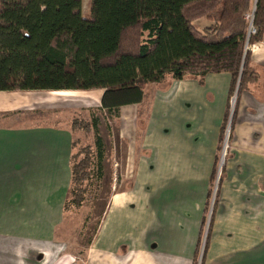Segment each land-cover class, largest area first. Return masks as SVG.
<instances>
[{"label": "crops", "instance_id": "obj_1", "mask_svg": "<svg viewBox=\"0 0 264 264\" xmlns=\"http://www.w3.org/2000/svg\"><path fill=\"white\" fill-rule=\"evenodd\" d=\"M249 49L253 76L231 107L229 72L148 83L132 188L111 197L86 264H264V35ZM180 84L198 93L177 100ZM64 91H0V113L56 109L42 93ZM73 149L72 129L58 120L0 124V264L72 261L56 232Z\"/></svg>", "mask_w": 264, "mask_h": 264}, {"label": "trees", "instance_id": "obj_2", "mask_svg": "<svg viewBox=\"0 0 264 264\" xmlns=\"http://www.w3.org/2000/svg\"><path fill=\"white\" fill-rule=\"evenodd\" d=\"M254 1L90 0L86 18L82 0H0V91L101 89L100 109L116 116L142 102L144 84L168 75L229 72L232 92L237 83L239 91L253 76L246 46L264 35V0ZM254 4L256 31L249 35ZM199 19L206 24L197 26ZM91 121L101 173L104 145L94 112ZM93 162L90 151L79 160L72 155L69 194L77 205Z\"/></svg>", "mask_w": 264, "mask_h": 264}, {"label": "rangeland", "instance_id": "obj_3", "mask_svg": "<svg viewBox=\"0 0 264 264\" xmlns=\"http://www.w3.org/2000/svg\"><path fill=\"white\" fill-rule=\"evenodd\" d=\"M82 13L84 17H90V0H82ZM201 22L205 23L206 20H198L197 26H202ZM150 89V84H144L146 95L150 94ZM171 89L172 87L164 93ZM64 92L61 95L52 92L42 93L43 97L51 100V102L47 101L48 105L56 106V109L49 110L44 108L43 104H38L37 108L33 110L14 109L10 112L0 113V124L43 121L48 123L58 120L61 124L69 126L74 133L73 153L75 159H81L88 151L93 155L94 162L90 167L91 173L84 183L87 189L84 199L81 204L77 205L72 200L73 193L70 192L64 219L58 225L56 232V240L64 243L65 251L73 253V258H76L75 264H84L86 248L95 234L111 197L114 193L131 187L135 170L134 162L141 150L149 104L147 99L146 101L143 99L145 103L142 101L138 104L122 106L119 115L116 116L105 109H100L101 89ZM161 92L163 93V91ZM195 93L198 92L190 85L180 84L172 90V94L177 100L182 99L183 95ZM27 94H31V92ZM57 101H60L65 107L57 106ZM182 103L179 102L174 110L181 108ZM92 112L100 119L99 133L104 145L101 173L96 167L97 146L95 131L91 127Z\"/></svg>", "mask_w": 264, "mask_h": 264}, {"label": "built area", "instance_id": "obj_4", "mask_svg": "<svg viewBox=\"0 0 264 264\" xmlns=\"http://www.w3.org/2000/svg\"><path fill=\"white\" fill-rule=\"evenodd\" d=\"M254 8H255V4H254L252 13H250V14L247 15V17L250 19L249 33H248L249 35L255 33V31H256V29L252 25V18H253ZM246 47L250 48L251 45H247ZM237 88H238V83H237L236 90H237ZM235 100H236V91H235L234 95L231 98V105L232 106L234 105ZM227 148H228V144H227V141H225L224 144H223V149H222L223 157L226 154ZM75 262H76V258H73L72 261L70 263H68V264H75ZM84 264H86L85 263V260H84Z\"/></svg>", "mask_w": 264, "mask_h": 264}, {"label": "water", "instance_id": "obj_5", "mask_svg": "<svg viewBox=\"0 0 264 264\" xmlns=\"http://www.w3.org/2000/svg\"><path fill=\"white\" fill-rule=\"evenodd\" d=\"M255 4H256V1H255Z\"/></svg>", "mask_w": 264, "mask_h": 264}]
</instances>
